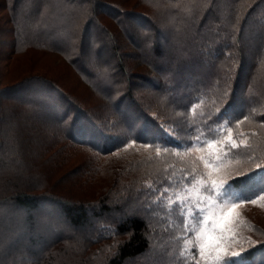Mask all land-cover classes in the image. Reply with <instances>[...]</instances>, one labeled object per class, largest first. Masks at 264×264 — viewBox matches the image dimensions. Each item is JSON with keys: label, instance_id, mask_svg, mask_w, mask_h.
I'll use <instances>...</instances> for the list:
<instances>
[{"label": "trees", "instance_id": "obj_1", "mask_svg": "<svg viewBox=\"0 0 264 264\" xmlns=\"http://www.w3.org/2000/svg\"><path fill=\"white\" fill-rule=\"evenodd\" d=\"M99 1H3L11 24L7 30L11 38L2 41L3 49L20 51V43L30 35L35 48L60 54L106 97L103 107H111L124 131H113L101 122L107 116L97 111L93 116L82 100L43 75L27 77L5 92L0 89V258L5 264H144L146 260L151 264H196L174 262L178 258L174 243L167 240L171 236L167 226L161 225L163 215L168 216L163 213L166 205L156 195L164 192L168 182L195 180L198 172L177 160L175 153L201 133V139H218L214 131L217 126L221 129L223 121L238 144L245 141L247 145L232 149L227 156L243 164V171L234 177L264 165V0H160L158 15L131 14ZM158 1L151 0L155 5ZM101 5L111 10L106 12L109 17L118 21L128 15L137 27L135 36L122 26L134 47L129 53L133 64H127L121 44L98 16ZM83 22L85 34L81 32ZM252 28V37L247 36ZM98 30L106 37L98 36ZM181 30V37L174 39L179 45L171 52L167 38ZM259 33L262 39L255 45L252 40ZM104 45L112 48L109 53H116L114 61L105 65L98 62L101 56L96 53ZM192 63L201 71L200 65L211 70L215 86L201 84L199 79L204 76L187 71ZM134 79L141 81L140 90L156 94V101L152 103L149 93L147 97L137 95ZM186 84L196 87L189 90ZM187 90L194 94L177 98L176 93ZM65 142L91 149L97 156L112 155L131 142L133 148L146 149L152 158L141 155L117 166L111 164L106 172L108 182L97 187L92 180V192L75 184L53 197L57 191H52L50 181L64 163L59 151ZM153 161L164 162L163 167L145 177V168ZM99 166L97 157L90 160L80 176H94ZM147 178L154 180L151 183L160 180V188L150 190ZM233 178L227 183L253 196L264 185L259 176L250 181ZM78 182L84 185L87 181ZM9 208L25 214L21 223L11 220L15 216L1 215ZM41 210L50 214L40 216L45 225L32 219V213ZM60 221L66 233H60ZM37 228L59 235L29 239L28 245L35 247L25 249L24 232L33 233ZM60 242L65 246L59 250L56 245ZM244 249L245 264H264V239ZM154 252L156 256L151 257Z\"/></svg>", "mask_w": 264, "mask_h": 264}, {"label": "rangeland", "instance_id": "obj_2", "mask_svg": "<svg viewBox=\"0 0 264 264\" xmlns=\"http://www.w3.org/2000/svg\"><path fill=\"white\" fill-rule=\"evenodd\" d=\"M4 0H0V89L5 92L9 87L16 84L17 82L22 81L23 79L27 77H31L33 75H43L47 78H50L52 80L57 81L59 85L64 87L66 91H68L72 96L78 97L80 100H82L83 105H87L90 108V111L92 115L94 116L97 113L101 114L102 117H105L101 122L106 123V125H110L111 128H113V131L122 130L123 128L117 123V118L114 117L113 112L111 111V107H103L107 100L106 97L100 92L98 89L95 91L91 85L82 78V75L78 74L76 69H74L72 66H69L64 58L56 52L51 51H45L41 48H35L33 45L31 39H33L30 35L26 36V39L21 42L18 47L20 51H17L10 48L3 49V42L5 39H10L11 37L7 36L9 35V32L7 31L8 28L11 27V24H9L8 17H9V11L5 8L3 4ZM101 1V2H100ZM99 3H103V6L108 7L109 4L114 7H119L124 11H128V13H135L137 11H144L147 13L157 14L158 11H160L162 8V3L160 0L158 1L160 4L155 5L154 2H151V0H100ZM198 0H195L194 2H197ZM157 2V3H158ZM228 3V1H225ZM155 5V6H154ZM161 5V6H160ZM102 5L100 7H97L99 10L98 16L101 17V21L112 31L113 36L117 39L116 43L118 41L119 44H121V47L119 49H123V56L126 57L127 64H133L130 54L133 50V46L130 44L129 40L125 38V34L123 31L122 26H124L126 33L127 31L132 32L135 36L137 34L136 30L137 27L134 26V24L129 20L128 15L127 17H124L122 20L116 21L115 19L109 17L106 12H108V9H105ZM159 7V8H158ZM111 8V7H110ZM149 10V11H148ZM111 10H109L108 13H110ZM47 20V19H45ZM56 23V21L51 24L53 26ZM85 22H83L81 26V32L85 34V31L87 29V25H84ZM55 26V25H54ZM23 31V29H22ZM254 29L252 28L250 31H248L247 36L252 37V32ZM99 35L103 38H105V35H102L101 32L98 30ZM176 35L181 37L182 30L177 31L175 33V36L172 35L168 37V41L171 42V48L170 51H173V48L179 45V43H175L174 39H176ZM112 36V37H113ZM262 34L259 33L258 37H255L252 41L256 45L258 41L261 38ZM28 37V38H27ZM88 42L89 38H86ZM2 43V44H1ZM181 44V43H180ZM253 48V44H250ZM87 45H84V48L86 49ZM88 49V48H87ZM111 47H106L105 45L101 47V50H99V47L96 49V53L98 56H101L98 60L99 63L105 65L110 64V62L114 61V57L116 56V53L111 51L109 53L108 50H111ZM188 46H184L185 52L188 51ZM191 49V48H190ZM44 50V51H43ZM167 51L166 53L170 52ZM122 53V52H121ZM127 53V54H125ZM174 55H176L173 52ZM177 54L176 56H178ZM185 61V59H183ZM197 63L189 64L186 67L187 71H193L195 73L201 74L204 76V79H199L201 81V84H205L206 86L213 87L215 86V83H212V80H214V76L211 74V70H208L205 68V66L200 65L202 68V71L197 68ZM86 66V65H85ZM85 66L80 68L81 70H85ZM86 72V71H85ZM127 74L130 72L129 70H126ZM211 72V73H210ZM93 79V78H92ZM133 80V79H130ZM155 82H159L158 79H155ZM134 83L136 85L133 86L135 89V92L137 95L141 96L144 95L147 97L148 90L142 89L140 90L137 86L141 85V81L139 79H134ZM191 84H186L185 86L190 90L194 89L196 86H190ZM131 90V89H130ZM185 91L176 93L177 98L182 99L187 94H194L192 91ZM124 92V90H123ZM143 93V94H142ZM152 103L156 101V94H150ZM193 96V95H191ZM184 99V98H183ZM161 108H165L164 105H159ZM163 110V109H161ZM165 110V109H164ZM165 110L164 112H166ZM169 114V111H167ZM109 115H112L108 117ZM169 117V115H167ZM164 119V118H163ZM174 125V124H173ZM223 126H221V129H218V126L215 128L214 133L219 135V138L216 140L224 141L229 136L228 129L230 127L227 126V122L223 121ZM175 126V125H174ZM231 129V128H230ZM219 130V131H217ZM121 131V132H122ZM231 137L233 140L237 142L236 138H233V133L231 130ZM212 140V139H209ZM238 143V142H237ZM65 146L59 151L61 153V157L64 160V163L62 166L57 169L55 175L53 176V180L50 181V184H54L53 192L55 193L57 191V194L53 195V197H56L58 193L64 192L65 189H71L72 186H75L78 188H83V191H89L92 192L90 189H92L93 184L95 183L98 185L97 187L103 185L104 183L108 182V176L110 178V175L107 174L108 166H117L122 163H124L126 160H129L128 158H134L139 156L147 157L148 159H151L152 156L149 155L150 152L144 148H133V144L131 142H128L125 146L118 149L115 153H111L112 155L109 156H98L94 151L91 149H88L86 147H81L77 145V143H70L67 144L65 142ZM190 143H186L183 147L179 148L175 156L177 160H180L184 165L192 166V169H195L196 172H198V175L195 177V180L191 182H185L184 180H174L173 182H168V187L164 190L163 193H159L156 195V198L159 199L160 202L164 203L165 209L164 214H167L168 216L163 215V219L159 220L157 223H160L161 225L167 226L169 229L168 234L171 235L167 240L173 242L172 244L173 251L177 254L178 258L174 260L175 261H197L199 260V264H210L215 263L211 260L204 261L200 259L198 250H197V238L196 233L192 230L193 227H198V225H194V222L191 219H187L188 224V230H185V219L186 217L180 215V205L176 203V201L184 200L185 197H189V199L185 202L187 205H193L194 202H199L201 200L204 201V203L201 205L202 207H205L206 209H209L212 211V217L208 220V228L212 229L214 222L218 221L220 216L223 214H226L229 211V208L231 205L229 204L227 207L223 209V212H220L216 210L214 207L209 208V205L212 204V201L208 199L209 196L215 197V192L210 191V181L216 180L218 183L223 180L225 183H227L228 179L233 178L236 176L238 172L243 171L244 167L243 164L240 163L239 159H230V157H222V165L219 170H216L212 167H205V164L199 159V157L203 156L206 160H208L212 164H218L221 163L219 161H216V155L218 154L219 145H217L216 148L208 149L206 146L204 147V151H197L195 148L186 151L188 149V145ZM133 148V149H132ZM99 159V171L96 172V174L92 177H86L80 176V172L84 171V168L87 166L90 160L94 158ZM146 159V158H144ZM152 164H148L145 168V177L147 176V173H155V170H160L163 166L160 162H150ZM112 164V165H111ZM2 165H0L1 168ZM83 168V169H82ZM79 169V171H78ZM77 170V172L74 174V172ZM73 171V172H72ZM207 173H211V175H207ZM153 176V175H152ZM150 178V177H149ZM148 179L147 184H149L150 190L156 191L161 181L159 180V183L153 182L154 180ZM203 178V180L206 182V184L201 185L197 184L196 180ZM70 179V180H69ZM80 182H84V185H81ZM92 180H95V182H92ZM107 181V182H106ZM76 182V183H75ZM73 185H72V184ZM146 184V183H145ZM95 185V186H96ZM256 185V184H254ZM264 186V185H262ZM48 187V186H47ZM94 189V188H93ZM74 192H77L78 189H73ZM60 191V192H58ZM80 191V190H79ZM75 196V195H73ZM58 197V196H57ZM76 197V196H75ZM78 197V196H77ZM80 197V195H79ZM155 198V199H156ZM69 200L68 198H65ZM171 203V208L169 207V204ZM239 206L232 212L231 217H229L228 220V227H231L232 232L231 234L225 233L226 236L234 237L235 240L239 241V244H236L234 247H231L229 250H235L238 251L241 249V247L244 249L246 248V245H251L253 243H256L257 241H262L264 239V234H259L258 229H261L264 231V200H258L257 205H253L248 202H242L237 201L236 202ZM50 205L46 206L49 207ZM47 210V209H46ZM4 212V213H3ZM1 215H5L8 217L15 216V218L11 219L14 222L21 223L23 216L25 215L23 212H17L14 211L13 208H9L5 211H3ZM41 212V213H40ZM162 213V214H163ZM10 214V215H9ZM19 218H18V216ZM32 219L36 222L38 221V224L44 223L47 224V222H44L45 220L40 218L42 215H50V214H44L42 213V210L39 212L32 213ZM16 217L18 219H16ZM3 218V216H2ZM10 220V219H9ZM10 220V221H11ZM60 227H62L60 233H66L67 228L62 224L60 221ZM163 223V224H162ZM168 224V225H167ZM255 225H258L260 228H255ZM257 226V227H258ZM162 228V227H161ZM161 230V229H159ZM215 233L219 234L220 229L217 227L215 229ZM26 234V235H25ZM43 235V236H58L59 234H54L50 231H44L37 228L33 233L27 230L24 232V248L30 249L34 246H29L28 244L29 239L37 238V236ZM186 240H191L192 244L187 245V247L190 248V252L185 251L186 249ZM37 243H40L41 239L39 238L37 240ZM48 242V241H47ZM230 243V240H229ZM61 245H64V243H58L56 245L57 248H59ZM65 246V245H64ZM157 247V244L155 245ZM9 247L6 248V251H8ZM173 252V253H174ZM25 252H22V255H24ZM40 252H38L39 254ZM156 253H158L156 251ZM152 256H156L155 252L151 253ZM263 254V253H262ZM37 258H40L37 257ZM262 258V257H261ZM151 260V259H150ZM129 262L128 264H130ZM0 264H5V259L0 258ZM35 264V263H34ZM65 264V263H64ZM144 264H151L149 260H146Z\"/></svg>", "mask_w": 264, "mask_h": 264}, {"label": "snow or ice", "instance_id": "obj_3", "mask_svg": "<svg viewBox=\"0 0 264 264\" xmlns=\"http://www.w3.org/2000/svg\"><path fill=\"white\" fill-rule=\"evenodd\" d=\"M228 131L229 136L224 141L216 139L209 140L207 137L201 139L203 134H198L196 140L188 145V149H186V151L195 148V150L202 152L204 151L203 146H206L208 149H212L219 145L220 147L218 154L216 155V161L221 163L212 164L203 156L199 157V159L205 164V167H212L216 170H219V168L223 166L222 157H227L232 149H237L242 145L245 147L247 146L245 141H241L238 144L232 139L230 128ZM148 146L150 145H145V147ZM160 150V147L156 148L157 155L160 154ZM168 150V147L165 146L164 151L167 152ZM256 169L257 171L255 172L245 173L242 176H237L233 179L250 181L256 176H259L261 180L264 181V165L257 164ZM207 175L210 176L211 173H207ZM196 183L201 185L206 184L203 178L197 179ZM209 190L215 192V197H208V199L212 201V204L209 205V208L214 207L216 210L223 212V209L230 204L231 207L229 208V211L226 214L221 215L219 220L214 222L213 228L209 229L207 225L209 218L212 217V211L201 206L204 203L203 200L194 202L193 205H187L185 202L189 199V197H185L184 200L178 199L176 203L180 205V215L186 217L185 230H188L187 219H191L194 222V225H198V227H193L192 230L196 233V246L200 259L206 262L211 260L215 262V264H245V249L241 247L240 251L229 250L231 247H234L240 242L235 240L234 237L225 235L226 232L229 234L232 232L231 227H228L227 224L232 212L239 206L236 203L237 201L248 202L253 205H257L258 200H264V186L258 188L257 195L253 196L244 192L243 190H238L234 183H225L223 180L218 183L216 180H211ZM169 207L171 208V203L169 204ZM217 227L220 229L219 234L215 233V229ZM191 244V240H186L185 251L190 252V248L187 247V245ZM196 264H199V260L196 261Z\"/></svg>", "mask_w": 264, "mask_h": 264}]
</instances>
